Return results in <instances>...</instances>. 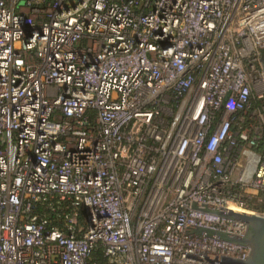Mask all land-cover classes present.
<instances>
[{"label": "built area", "instance_id": "2783aa9c", "mask_svg": "<svg viewBox=\"0 0 264 264\" xmlns=\"http://www.w3.org/2000/svg\"><path fill=\"white\" fill-rule=\"evenodd\" d=\"M263 48L264 0H0V264L244 258L191 230L264 199Z\"/></svg>", "mask_w": 264, "mask_h": 264}, {"label": "water", "instance_id": "95a60500", "mask_svg": "<svg viewBox=\"0 0 264 264\" xmlns=\"http://www.w3.org/2000/svg\"><path fill=\"white\" fill-rule=\"evenodd\" d=\"M260 52H262V50ZM259 60L264 70L262 58H259ZM195 208L211 212L227 219L241 221L246 226L244 233L239 236L208 228H193L191 232L196 233L198 236H217L221 240L248 248V254L244 258L216 255L212 257H202L200 259L207 260L213 264H264V215L230 208H210L207 205H195Z\"/></svg>", "mask_w": 264, "mask_h": 264}, {"label": "rangeland", "instance_id": "374dc122", "mask_svg": "<svg viewBox=\"0 0 264 264\" xmlns=\"http://www.w3.org/2000/svg\"><path fill=\"white\" fill-rule=\"evenodd\" d=\"M264 49V48H263ZM256 95V92H254ZM257 108H259L261 110V112L264 111V108H262V105H264V101H257L254 104ZM254 107V108H256ZM258 114L256 115H252L251 116V120L248 124L249 128H252V130L254 131L255 128H257L258 132L262 135V138H264V122H261L258 118H257ZM261 147V149H259L260 151H264V139H262L260 141V144H258V147ZM264 207V199L261 200L257 199L256 202L253 201L251 204L248 205V207H245L244 209H247L248 211H260L261 209H263Z\"/></svg>", "mask_w": 264, "mask_h": 264}, {"label": "bare ground", "instance_id": "6f19581e", "mask_svg": "<svg viewBox=\"0 0 264 264\" xmlns=\"http://www.w3.org/2000/svg\"><path fill=\"white\" fill-rule=\"evenodd\" d=\"M231 208H234L235 210H238V211H243V212H248V213H253V212H251V211H248L247 209H243V208H239V207H235V206H231ZM255 214H257V213H255Z\"/></svg>", "mask_w": 264, "mask_h": 264}, {"label": "trees", "instance_id": "16d2710c", "mask_svg": "<svg viewBox=\"0 0 264 264\" xmlns=\"http://www.w3.org/2000/svg\"><path fill=\"white\" fill-rule=\"evenodd\" d=\"M261 55L264 56V50H262Z\"/></svg>", "mask_w": 264, "mask_h": 264}, {"label": "flooded vegetation", "instance_id": "af4514ba", "mask_svg": "<svg viewBox=\"0 0 264 264\" xmlns=\"http://www.w3.org/2000/svg\"><path fill=\"white\" fill-rule=\"evenodd\" d=\"M262 56V55H261ZM262 58V61L264 62V56L261 57Z\"/></svg>", "mask_w": 264, "mask_h": 264}]
</instances>
